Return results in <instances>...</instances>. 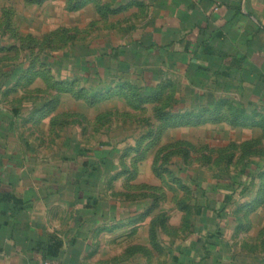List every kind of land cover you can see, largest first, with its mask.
Returning <instances> with one entry per match:
<instances>
[{"label":"crops","instance_id":"crops-1","mask_svg":"<svg viewBox=\"0 0 264 264\" xmlns=\"http://www.w3.org/2000/svg\"><path fill=\"white\" fill-rule=\"evenodd\" d=\"M30 6L49 9L53 29H94L95 39L78 48L75 59L108 61L97 71L107 66L111 75L151 81L145 92L171 85L177 97L194 94L189 109L210 108L226 95L242 94L247 107L263 101L264 0H45ZM84 69L79 73L87 74ZM1 94L0 84V264H264L254 244L259 233L230 231L235 218L220 214L226 190L205 198L193 215L174 206L164 225L153 223L158 215L143 201L106 198L100 173L89 184L78 176L85 171L80 162L101 148L44 159L24 136L22 107L3 112ZM202 187L214 191L213 184Z\"/></svg>","mask_w":264,"mask_h":264},{"label":"rangeland","instance_id":"rangeland-1","mask_svg":"<svg viewBox=\"0 0 264 264\" xmlns=\"http://www.w3.org/2000/svg\"><path fill=\"white\" fill-rule=\"evenodd\" d=\"M48 10L27 0H0L1 108L22 107L24 136L37 152L57 161L66 152L101 148L111 165L101 177L104 196L143 201L150 214L167 218L174 206L193 215L205 198L236 188L224 211L235 218L230 231L259 233L254 244L264 254V93L256 107H247L242 94L226 95L216 102L223 100L221 114H207L205 123L165 121L158 109L188 112L194 94L181 93L186 102L174 103L179 95L163 85L147 100L151 81L111 75L107 66L98 72L108 61L76 60L73 54L89 47L96 31L53 29ZM83 68L87 75L79 73ZM244 113L248 124H234ZM246 168L257 169L248 186L233 185Z\"/></svg>","mask_w":264,"mask_h":264},{"label":"trees","instance_id":"trees-1","mask_svg":"<svg viewBox=\"0 0 264 264\" xmlns=\"http://www.w3.org/2000/svg\"><path fill=\"white\" fill-rule=\"evenodd\" d=\"M29 3H42L45 0H27ZM57 30H66V29H57ZM56 34V33H55ZM66 43V42H65ZM68 43V41H67ZM101 51V50H100ZM101 55H108L107 50L101 51ZM77 60V59H76ZM87 75V74H86ZM130 82V81H129ZM128 87H132L134 88L133 85H128L126 84ZM164 91V86H159L157 87V89L153 90L150 94H148L146 96L147 100L153 99L152 97H156L157 94H159L160 92ZM144 99V98H142ZM141 99V100H142ZM175 101V100H174ZM223 100H221L220 102L216 103L215 108L216 109H211L209 107H202L199 109H192L189 110L188 112H184V113H173L171 112V114L165 112L163 109H158V111L156 112L157 115H159L161 118H163V120L167 121L170 117L176 118V123L179 124H200V123H205L208 120L204 119L203 117L207 118V114H211L212 115H216L217 114H221L220 111H222V105H223ZM247 115V113H246ZM245 113L244 115L242 114H236L234 117L235 119H233V123L237 124V125H246L248 124L247 122V118ZM208 119V118H207ZM86 152H88L87 150H84L83 152H78L82 155H85ZM108 157L103 155L100 149V152H96L95 155H91L86 157V159L82 160V162H80L81 167L85 169V171H81L80 174L78 175L81 178H85L84 180V184H89L90 182L92 183L91 180H93L96 177L97 173H100L97 176V180L99 178V180L101 181V177L105 176L109 171H110V163L107 159ZM67 159V158H66ZM257 169L256 168H249V169H245L242 171L241 174H238L237 176L234 177V181H233V185L236 184L237 187H242L245 188L246 186H248V181L251 178V176L254 175L255 171ZM94 181V180H93ZM83 182V181H82ZM216 189V188H215ZM217 190V189H216ZM236 190L233 189L232 191L225 193L224 195V199L223 202L225 203V207L220 208V214L223 213V211H225L227 208L230 207L231 205V201H233L232 196H233V192ZM86 194H88V198H92L93 196L90 194V192H86ZM167 217H163V215H158L157 220H154L153 223L159 222L161 225H164V222L166 221Z\"/></svg>","mask_w":264,"mask_h":264},{"label":"built area","instance_id":"built-area-1","mask_svg":"<svg viewBox=\"0 0 264 264\" xmlns=\"http://www.w3.org/2000/svg\"><path fill=\"white\" fill-rule=\"evenodd\" d=\"M44 264H59V263L54 262V261H45Z\"/></svg>","mask_w":264,"mask_h":264}]
</instances>
